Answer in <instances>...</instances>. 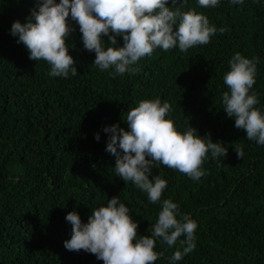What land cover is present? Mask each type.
Wrapping results in <instances>:
<instances>
[{
  "label": "trees",
  "instance_id": "obj_1",
  "mask_svg": "<svg viewBox=\"0 0 264 264\" xmlns=\"http://www.w3.org/2000/svg\"><path fill=\"white\" fill-rule=\"evenodd\" d=\"M39 2L0 0V264H103L89 252L64 247L72 234L66 215L75 211L86 223L113 196L129 208L138 238L151 235L164 199L179 206L178 219L187 214L197 223L189 253H183V236L171 247L157 238L155 264H264V145L234 126L222 99L230 91L223 77L232 57H258L250 94L256 93L255 107L264 113V0H219L214 8L186 0L182 11L195 9L227 31L186 52L157 48L132 65L135 74L115 77L114 68L101 71L93 64L95 53L84 48L79 25L69 16L66 44L77 74L70 70L67 78L51 76V66L30 59L10 32L14 21L34 22L31 12ZM102 39L109 46L108 37ZM157 98L170 104L167 118L177 130L192 126L201 137L210 134L227 147V156L213 159L209 153L202 165L207 174L199 180L154 167L152 175L167 187L153 204L116 175V157L106 151L110 133L103 129L117 124L129 130L127 112ZM176 251L182 253L178 260Z\"/></svg>",
  "mask_w": 264,
  "mask_h": 264
},
{
  "label": "clouds",
  "instance_id": "obj_2",
  "mask_svg": "<svg viewBox=\"0 0 264 264\" xmlns=\"http://www.w3.org/2000/svg\"><path fill=\"white\" fill-rule=\"evenodd\" d=\"M202 8H214L219 0H197ZM244 0H230L243 4ZM186 0H40L38 10L31 12L24 24L14 21L10 32L17 36L34 61H46L51 66V76L68 77L77 74L73 57L68 52L66 37L71 31L68 18L79 25L83 46L95 53L93 64L101 71L114 68L113 77L125 73L135 74L132 65L150 56L160 48L167 52L178 46L181 52L197 45H206L217 31L207 16L195 9L182 11ZM179 5V6H177ZM108 37L105 47L103 37ZM117 37L123 45L117 46ZM258 57L246 58L237 52L229 61L230 70L223 82L230 91L223 93V109L234 117V126L243 129L249 140L264 145V113L255 106L259 103L256 93L250 89L256 83ZM171 106L160 99L141 100L126 115L129 130L113 124L103 131L110 133L106 151L116 157L115 172L125 182H132L147 194L148 200L160 203L167 181L160 175H152V169L164 165L199 180L207 173L202 165L211 154L213 159L227 156V147L213 142L210 134L201 137L190 126L186 131L177 130L168 119ZM99 141V133L95 134ZM119 149V150H118ZM238 158L244 155L243 147L237 145ZM151 177V178H150ZM179 206L170 199L162 201L158 219L151 224V235L138 238V224L129 214V208L117 196L91 212L82 223L75 211L68 212L66 220L71 223V238L64 241L69 251L89 252L103 264H155L159 254L155 251L159 238L169 247L180 237L186 244L183 253L195 248L197 223L187 214L178 219ZM182 257L180 251L174 260Z\"/></svg>",
  "mask_w": 264,
  "mask_h": 264
}]
</instances>
